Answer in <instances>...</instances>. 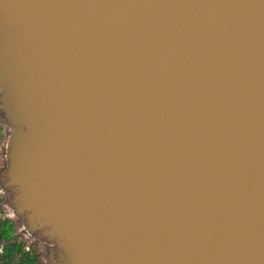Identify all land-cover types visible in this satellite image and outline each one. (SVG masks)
<instances>
[{
	"label": "water",
	"instance_id": "1",
	"mask_svg": "<svg viewBox=\"0 0 264 264\" xmlns=\"http://www.w3.org/2000/svg\"><path fill=\"white\" fill-rule=\"evenodd\" d=\"M0 104L51 264H264V0H0Z\"/></svg>",
	"mask_w": 264,
	"mask_h": 264
},
{
	"label": "rangeland",
	"instance_id": "2",
	"mask_svg": "<svg viewBox=\"0 0 264 264\" xmlns=\"http://www.w3.org/2000/svg\"><path fill=\"white\" fill-rule=\"evenodd\" d=\"M6 119L2 113L0 104V177L3 169L6 167V151L7 141L10 134V128L5 123ZM8 194L1 185L0 180V216L7 217L15 223L16 237L23 242L26 248H33L36 250L41 264H51V247L49 244L42 242L37 237L32 235L23 225L21 220L17 217L14 210L8 203Z\"/></svg>",
	"mask_w": 264,
	"mask_h": 264
},
{
	"label": "trees",
	"instance_id": "3",
	"mask_svg": "<svg viewBox=\"0 0 264 264\" xmlns=\"http://www.w3.org/2000/svg\"><path fill=\"white\" fill-rule=\"evenodd\" d=\"M0 264H41L33 248L26 246L16 237L15 223L0 216Z\"/></svg>",
	"mask_w": 264,
	"mask_h": 264
}]
</instances>
